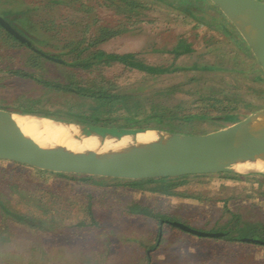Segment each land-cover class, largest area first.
Returning a JSON list of instances; mask_svg holds the SVG:
<instances>
[{"label":"rangeland","instance_id":"rangeland-1","mask_svg":"<svg viewBox=\"0 0 264 264\" xmlns=\"http://www.w3.org/2000/svg\"><path fill=\"white\" fill-rule=\"evenodd\" d=\"M82 3L91 8L89 16L76 12ZM27 7L33 9L26 12ZM0 16L17 24L46 52L67 54L65 40L79 39L83 22L89 21L93 32L103 26L121 31L100 44L99 50L130 53L147 66L173 65V73L159 75L121 64L101 68L117 81L119 92L133 97L130 103L139 100L152 116L145 120L140 111L139 122L130 129L205 134L264 108V82L246 64L237 42L207 0H0ZM25 54L18 44L0 38V56L22 61ZM64 59L74 60L72 55ZM46 68L55 72L52 66ZM0 85L9 86L13 96L33 90L31 82L17 78L13 83L1 80ZM202 96L213 105L199 102ZM57 100L54 103L62 98ZM253 173L195 176L175 189L181 197L165 195L160 181L115 180L97 186L84 181L87 177L54 175L0 161V245L13 252L14 264H28V260L48 264L42 259L44 249L59 240L66 246L63 250L82 246L78 254L94 264L99 259L113 264L111 260L123 253L136 258L137 251L145 259L153 257L149 264H223L221 259L226 264H251L250 260L264 264V246L253 244L256 239L251 237L239 241L234 236H243L240 233L228 240L191 237L171 225L162 226L170 220L197 231L220 233L231 214H236L247 232L244 236L249 235L256 224H264V185L258 181L264 179L252 177ZM133 204L150 208L154 219L131 216ZM97 207L109 211L98 212ZM29 217L35 226L28 227ZM53 252L46 254L51 257Z\"/></svg>","mask_w":264,"mask_h":264},{"label":"water","instance_id":"water-1","mask_svg":"<svg viewBox=\"0 0 264 264\" xmlns=\"http://www.w3.org/2000/svg\"><path fill=\"white\" fill-rule=\"evenodd\" d=\"M240 47L252 72L264 82V28L261 16L244 12V2L255 1L264 9L262 0H207ZM0 26L23 44L32 48L23 35L0 16ZM0 115L14 118L12 123L25 126L32 120L42 121L40 129L61 132L78 142L92 139L95 146L73 148L44 145L9 130H0V161L60 176L104 178L128 183L204 176L236 174L235 166L245 161L264 159V108L247 118L205 134H171L148 128H112L55 120L43 116L0 108ZM0 120L6 121L5 116ZM51 124V125H48ZM251 175V174H249ZM186 232L212 236L180 222H171Z\"/></svg>","mask_w":264,"mask_h":264},{"label":"trees","instance_id":"trees-1","mask_svg":"<svg viewBox=\"0 0 264 264\" xmlns=\"http://www.w3.org/2000/svg\"><path fill=\"white\" fill-rule=\"evenodd\" d=\"M107 1L108 0H105L106 3ZM31 9H33V7H27L26 12L31 11ZM76 12H81V15L86 14L89 16L91 8L82 3L80 4L79 10ZM7 21L18 32H25L24 30H19L17 24L12 23L9 20ZM92 25L93 23L89 21L83 22V29L80 38L65 40V47L69 50L66 52L67 54L64 55H72L74 59L72 61L65 60L63 54L40 50L35 45V42H37L36 39H34V42L31 38H28L27 34H22L26 40L32 43V48H30L0 26V38L5 42L18 44L19 47L25 49L26 52L22 61H16V57L12 56L10 58L7 56H0V81L8 80L10 83H13L17 78L25 83L31 82L33 88L32 92H25L22 95L13 96L10 93L12 89H9V86L0 85V107L10 108L26 114L47 118L54 117L56 119L74 121L84 125L109 127L134 128L132 125L139 122L138 114L140 111V115H146L145 120L152 118L150 113L147 112V106L145 104L140 103L137 99L130 103L129 101L133 97L126 95L123 92H119L120 85L117 81L108 78L105 74L100 72L101 68L111 64H121L128 69L156 75L166 72L173 73L176 68L173 65L168 67L147 66L137 61L132 54L118 55L99 50L98 46L100 44L106 43L110 39L120 35L121 31L109 26H103L98 28L96 32H93L91 30ZM69 26L78 27L80 24L71 23ZM166 52L169 53L172 51ZM46 66L54 67L55 72H51ZM40 92L43 93L37 95ZM49 97H54L56 99ZM59 97L62 98V101L57 104L54 103L58 101L57 98ZM200 98H203V96ZM202 101H204L205 105H213L209 102V99L203 98V100L199 102ZM49 104H52L55 108L49 109L47 107ZM155 108V106H152L151 111L154 112ZM122 113H124V115H122ZM120 119L122 120V123L125 124H119ZM256 176L257 175H253L252 177ZM260 176L264 179V174H260ZM193 177L195 176L153 181H160L163 186L162 192L165 195L182 197L183 195H178V193L175 192V189L179 186L185 185L186 182L189 181L187 179ZM84 181L97 186H106L115 180L88 177ZM258 181L259 184L264 185V180ZM129 214L131 216H145L154 219L152 210L140 204L131 205ZM15 218L16 221L25 224L22 218ZM31 219L32 218L29 217L28 227L35 226ZM236 233H240L244 236V233L247 232L244 231L243 222L241 221L240 216L231 214L230 221L225 227L220 229L219 238L228 240ZM248 233L250 234L245 235L246 237H234L237 241L242 238L246 239L251 237L252 241L253 239H256L253 241V244L264 246L263 223L256 224V226H254Z\"/></svg>","mask_w":264,"mask_h":264},{"label":"crops","instance_id":"crops-1","mask_svg":"<svg viewBox=\"0 0 264 264\" xmlns=\"http://www.w3.org/2000/svg\"><path fill=\"white\" fill-rule=\"evenodd\" d=\"M113 54H115V53H113ZM126 54H130V53H126ZM118 55H124V54H118ZM97 209H98V212L102 211V213H107L109 211L108 209L106 210V209H102V208H99V207H97ZM91 211H93V210H91ZM93 212H91V213H93ZM171 222L172 221H170V220L165 221V222H163L162 226L165 225V224L173 226L171 224ZM173 222H175V221H173ZM173 227L178 229V230H180V231H184V230H182V229H180V228H178L176 226H173ZM184 232H186V231H184ZM187 233H188V236H191V237H196L197 236V237H210V238L220 239L219 238L220 233H217V232L215 233V232H212V231L206 232L208 234H212V236H198V235H195V234H192V233H189V232H187ZM75 235H77V234H75ZM77 238H78V241H81V237L78 236ZM220 240H222V239H220ZM67 242H70V239H67ZM122 242L124 243L125 240H123ZM1 247L2 246L0 245V248ZM65 247L66 246L60 240L56 241V242H53L52 244H49L48 247H46L44 249L43 253L45 255L42 254V259L43 260L47 259L48 260V264H94L93 261L92 262L89 261L90 263H88V260H86V259H89L88 257H82L80 254H78V253H80V249H81L82 246H78V248H76V249H69L68 248L67 250H63V249H65ZM149 247H152V246H149ZM155 248H156V246H155ZM145 249H148V248L145 246ZM49 250H54V252L52 253L53 255L51 257H48L47 254H46V252L49 251ZM127 250L128 249L123 248L121 251L126 252ZM12 253H9L8 251H4L1 248L0 249V264H14L13 261H14L15 256ZM152 259H153V257L150 256V255L148 257H146V259H145V257H141L140 256V251H137L136 252V258L133 255H127L126 253H123L120 256V259L115 260L113 258L111 261H114L113 264H149V262ZM250 261H251L250 262L251 264H255V263H253L252 260H250ZM27 262H28V264L31 263L30 260H28ZM220 262L223 263V264H226L223 259H221ZM257 262H258L257 264H263L262 261H257ZM241 263H242L241 261H239L237 263L235 262V264H241ZM98 264H111V262H108V260L99 259L98 260ZM152 264H154V263H152ZM176 264H179V262H176ZM192 264H198V263L193 261Z\"/></svg>","mask_w":264,"mask_h":264},{"label":"bare ground","instance_id":"bare-ground-1","mask_svg":"<svg viewBox=\"0 0 264 264\" xmlns=\"http://www.w3.org/2000/svg\"><path fill=\"white\" fill-rule=\"evenodd\" d=\"M244 12L249 16H261L264 15V9L255 1L244 2L243 5ZM261 24L264 28V16L261 18ZM5 116L6 121L0 120V130H9L15 135L24 136L30 140H42L44 145H52L56 148L64 146L67 144L73 148L76 147H85V146H95L92 139H85L81 142L70 139V137H61V132H46L43 129H40V123L42 121L32 120L31 124H26L25 126H21L19 124L12 123L9 118L13 119V117L8 115H0ZM48 125H51L48 123ZM264 170V159H258L256 163L252 161H245L235 166V170L238 171H251V170Z\"/></svg>","mask_w":264,"mask_h":264}]
</instances>
